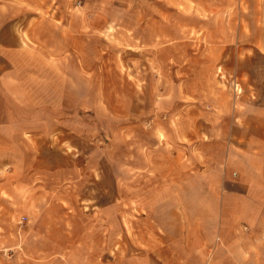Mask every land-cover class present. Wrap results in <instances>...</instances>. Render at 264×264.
Returning a JSON list of instances; mask_svg holds the SVG:
<instances>
[{"label": "crops", "instance_id": "obj_1", "mask_svg": "<svg viewBox=\"0 0 264 264\" xmlns=\"http://www.w3.org/2000/svg\"><path fill=\"white\" fill-rule=\"evenodd\" d=\"M73 1L0 0V264H264V0L257 21L202 2L199 67L150 46L145 67L181 72L184 92L165 81L151 128H104L81 163L84 119L97 130L79 113L83 30L105 18ZM53 7L69 11L39 14Z\"/></svg>", "mask_w": 264, "mask_h": 264}, {"label": "rangeland", "instance_id": "obj_2", "mask_svg": "<svg viewBox=\"0 0 264 264\" xmlns=\"http://www.w3.org/2000/svg\"><path fill=\"white\" fill-rule=\"evenodd\" d=\"M104 1V2H103ZM215 0H93L90 12L103 19L91 24L94 29L83 30L90 34L88 47L94 53L93 67H78L79 113L93 115L95 123L94 136L83 134L85 127L79 131V162L88 159L87 155L93 145L108 143L112 131L125 128L141 127L149 129L151 118L158 110L159 98L164 95L165 81L171 79L173 91L184 92L181 72L169 71L167 67H158L155 71L145 65L150 62L151 47L160 53V62L169 67H199L202 64V16H211L207 8L202 9V2L213 6ZM241 10L258 20L262 0H234ZM72 4L82 9L83 0H74ZM103 4L105 5H102ZM212 2V3H210ZM250 2V6H248ZM213 9V8H212ZM69 9L61 7L48 8L41 17L55 22L60 13ZM207 19V18H204ZM99 22V23H98ZM243 31L248 34L250 28L243 23ZM80 43L82 40L80 39ZM151 46V47H150ZM164 49V50H163ZM168 54L162 56L161 53ZM86 58V57H85ZM161 64V63H160ZM198 74L191 70V75ZM173 79V80H172ZM198 87V86H196ZM194 87L198 95V88ZM193 90V88H192ZM69 144L65 147L68 148ZM64 147V149H65ZM85 171V170H84ZM26 220V219H25ZM24 220V221H25ZM79 223L86 224V215H80ZM86 232H79L80 238ZM118 253V244H112ZM11 250L0 253L11 254ZM12 264V263H8ZM33 264H43L34 260ZM51 264V263H49Z\"/></svg>", "mask_w": 264, "mask_h": 264}, {"label": "built area", "instance_id": "obj_3", "mask_svg": "<svg viewBox=\"0 0 264 264\" xmlns=\"http://www.w3.org/2000/svg\"><path fill=\"white\" fill-rule=\"evenodd\" d=\"M25 219H26V217L23 216V217H21L20 221L24 222Z\"/></svg>", "mask_w": 264, "mask_h": 264}]
</instances>
